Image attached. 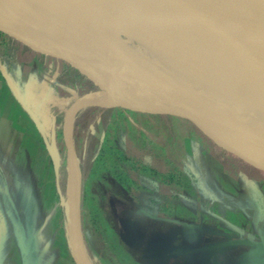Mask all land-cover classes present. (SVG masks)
Masks as SVG:
<instances>
[{"label": "rangeland", "instance_id": "rangeland-1", "mask_svg": "<svg viewBox=\"0 0 264 264\" xmlns=\"http://www.w3.org/2000/svg\"><path fill=\"white\" fill-rule=\"evenodd\" d=\"M11 1L37 16L54 15L41 0ZM119 18L128 28L129 34L125 36L129 39L135 28L124 15ZM107 31L123 39V34L112 25ZM43 40L62 48L60 43ZM72 54L82 61L89 58L76 52ZM5 56L25 63V69L33 61H42L51 67L57 83L67 85L60 104L62 109H58L61 111L58 147L62 156L58 178L67 226L69 148L64 134V110L84 95L103 89L68 62L39 53L0 30V61ZM90 60L100 74L118 80L133 95L145 94V89L131 76L103 62ZM71 135L81 168L82 230L93 264H139L136 255L143 252L134 251V247L129 249L121 239L120 233L125 232L122 221L131 222L137 230L147 232L145 244H139L140 247L147 246L151 255L164 254L161 241H167L165 237L171 229H185L181 225L190 209L202 213H198L195 221L201 229L232 231L228 236L211 238V242L236 240V237L255 234V230L264 236V170L217 143L190 120L172 112L97 104L83 107L76 113ZM170 172L177 176L173 182L165 177ZM220 212L227 213L230 223L219 215ZM233 232L237 236H233ZM209 234V231H196L188 242H203ZM235 253L245 255L240 251ZM206 259L204 264H210V258ZM236 259L233 264L238 261V264H250L252 260L249 257L245 261L241 257Z\"/></svg>", "mask_w": 264, "mask_h": 264}, {"label": "bare ground", "instance_id": "bare-ground-1", "mask_svg": "<svg viewBox=\"0 0 264 264\" xmlns=\"http://www.w3.org/2000/svg\"><path fill=\"white\" fill-rule=\"evenodd\" d=\"M53 16L27 12L11 0H0V20L24 33L60 43L70 54L87 55L110 65L135 79L146 97H159V86H168L193 98L197 103L221 109L229 117L257 124L238 104L252 108L260 116L264 131V90L256 84L245 68L230 53L212 54L210 49L194 42L180 41L156 21L145 0H41ZM55 2L69 17V23L56 13ZM218 14L264 62V10L254 0H201ZM120 15L130 19L135 32L128 38V28ZM102 26L103 29L99 27ZM112 25L123 34L117 38L107 31ZM153 43V44H152ZM48 44V43H47ZM58 47V46H56ZM166 52L164 57L162 52ZM109 98L105 90L81 97L68 128L71 150L68 157V186L65 209L78 264H93L87 251L77 208L81 168L72 142L71 128L75 114L86 105ZM223 144L253 164L264 167V153L248 151L219 137Z\"/></svg>", "mask_w": 264, "mask_h": 264}, {"label": "crops", "instance_id": "crops-1", "mask_svg": "<svg viewBox=\"0 0 264 264\" xmlns=\"http://www.w3.org/2000/svg\"><path fill=\"white\" fill-rule=\"evenodd\" d=\"M23 64L9 56L0 61V264H77L69 247L58 174L44 139V135L50 137L55 130L58 142L61 133L58 109H62L60 104L67 85L57 83L51 67L42 61L27 64V69ZM74 102L64 110L63 123ZM198 213L188 210L181 225L185 229L174 231L186 240L196 231H216L196 225ZM219 215L229 222L226 212ZM144 231L137 230L139 236L134 244L126 245L143 252L135 254L139 264H150L147 246H139L142 234H147ZM255 231L253 235L235 239H264L261 231ZM217 232L218 237L232 233L221 228ZM233 236L237 233L233 232ZM191 242L202 244L205 239ZM234 251L245 254L242 255L245 260L252 258L250 264L253 261L264 264V254L253 247L241 245ZM185 259L181 257L178 261L182 263ZM204 263V260L196 262Z\"/></svg>", "mask_w": 264, "mask_h": 264}, {"label": "water", "instance_id": "water-1", "mask_svg": "<svg viewBox=\"0 0 264 264\" xmlns=\"http://www.w3.org/2000/svg\"><path fill=\"white\" fill-rule=\"evenodd\" d=\"M254 1L264 10V0ZM145 2L154 19L160 21L163 27L174 34L180 41L194 42L202 47L210 49L212 54L230 53L239 64L245 68L252 80L264 90V62L254 50L230 28L224 19L212 11L201 0H145ZM48 3H51L56 13L62 15L64 19H66L65 21L67 24L70 22L69 17L55 2L49 1ZM257 18L258 21L264 20L262 16ZM0 30L37 52L64 60L78 69L100 89L108 93L109 98L101 100L97 104H115L139 111L172 112L190 120L214 139L215 137H219L234 143L244 150L264 153V131L259 126L261 122L260 116L255 110L249 108L240 101L236 102L250 114L257 124L231 116L229 117V115L221 109L197 103L190 96L164 85L159 86L160 95L159 97H155L157 98L155 100L133 95L132 92L126 89L118 80L100 74L88 59H83L82 61L80 57L75 54L70 56L65 48L51 46L1 20ZM162 54L164 57H167L166 52L163 51ZM77 102L78 101H75L73 103L64 119V134L69 152L71 146L68 128L72 115L77 108ZM44 139L52 158L55 171L59 174L62 156L58 147L56 131L54 130L50 137L44 135ZM245 161L264 170V167L255 165L247 160ZM80 202L81 181L79 182L77 195L79 216ZM122 225L125 228V232L120 233L121 239L127 245L134 244L136 237L139 236L136 228L128 221H122ZM81 232H83V230ZM67 233L70 250L73 258L77 262V256L70 236L71 234L69 233L68 219ZM226 244L250 246L255 248L257 252L264 254V239L241 238L227 241Z\"/></svg>", "mask_w": 264, "mask_h": 264}, {"label": "trees", "instance_id": "trees-1", "mask_svg": "<svg viewBox=\"0 0 264 264\" xmlns=\"http://www.w3.org/2000/svg\"><path fill=\"white\" fill-rule=\"evenodd\" d=\"M165 177L169 182H173L177 176L174 174V172H170L169 174H166ZM199 215H202V213H200ZM142 235L143 236L140 240L142 242L141 244L143 245L145 244L144 238L147 235ZM215 236H220V233L213 231L207 238H205L204 243L196 244L193 242H188L186 238L181 237L178 231L172 230V232H169L165 237L167 241H161V246L164 247L165 253L161 254L155 252V255H151L148 252L147 257L150 258V264H196L197 261L201 260H204L205 262L206 258H210V264H233L236 263L233 262V260L236 259L235 257H237L236 261L239 260L240 257L245 261L244 256L236 255L234 251L235 247L241 245H229L224 241L211 242V238ZM236 252L238 253L239 251ZM181 257H186V259L182 263L178 261Z\"/></svg>", "mask_w": 264, "mask_h": 264}]
</instances>
